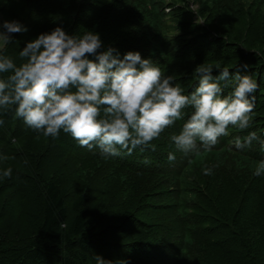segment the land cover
<instances>
[{
	"label": "trees",
	"instance_id": "1",
	"mask_svg": "<svg viewBox=\"0 0 264 264\" xmlns=\"http://www.w3.org/2000/svg\"><path fill=\"white\" fill-rule=\"evenodd\" d=\"M179 1L182 7L165 0H0V24L17 20L28 29L13 34L14 42L0 47L17 64L21 63L19 51L27 42L60 26L69 35L99 33L103 47L98 51L114 47L121 57L128 51L140 52L165 75L174 74L184 94L198 84L195 69L200 65L213 67L216 76L224 67L232 75L237 70L243 75L247 64L258 83L250 127L241 131L229 126V136L220 138L211 151L201 148L188 154L179 151L171 137L179 134L191 115L190 107L184 110L183 120L166 128L146 147L131 154L122 151L116 157L101 155L99 148L81 147L63 131L55 139L33 131L16 116L14 105L0 110L4 120L0 163H13L22 156L37 175L12 169L17 173L14 186L21 192L31 235L11 232L0 236V264H97L96 256L113 264L121 260L127 264H264V173L254 175L259 162L264 161V0ZM191 1L198 4L196 13ZM166 5L175 6L174 13L180 12L174 15L176 34L165 25ZM205 15L203 24L196 21L195 16ZM222 29H232L233 35L228 37ZM237 32L245 39L240 43L235 42ZM257 41L262 44L252 51L251 45ZM227 84L224 95L232 90L234 81L230 78ZM252 131L260 140L236 150L234 138ZM71 149L79 152L73 156L79 158L81 167L90 162L92 172L101 173L106 162L114 165L107 178L119 179L116 199L123 196L122 201L133 212L127 219L121 218L123 225L106 223L117 216L109 214L111 203L101 210L89 201L85 188L68 201L72 176L61 167L51 171L49 165L61 161L65 154L69 161ZM169 154L175 159L170 161ZM206 168L212 169L210 175L204 174ZM78 171L86 173L77 165ZM141 174L144 176L138 178ZM2 187L0 220L8 185ZM34 199L39 206L36 215L27 208L28 201ZM163 199L165 203H161ZM141 201L145 206L140 211L136 202ZM157 224L162 225L158 230ZM118 227H123V238L129 239L126 245H118L124 256L112 257L96 250L97 232L105 237ZM134 248L137 254L130 252ZM166 259L169 263L163 261Z\"/></svg>",
	"mask_w": 264,
	"mask_h": 264
},
{
	"label": "clouds",
	"instance_id": "2",
	"mask_svg": "<svg viewBox=\"0 0 264 264\" xmlns=\"http://www.w3.org/2000/svg\"><path fill=\"white\" fill-rule=\"evenodd\" d=\"M0 28L3 45L14 42L13 34L28 31L17 20H5ZM102 47L99 33L69 35L58 26L27 42L18 54L20 64L0 48V110L14 105L16 116L33 131L53 139L63 131L81 147L99 148L101 155L112 157L146 147L183 120L189 107L191 115L171 137L184 154L201 148L211 151L220 138L229 136V126L241 131L250 127L258 83L247 64L243 75L239 70L232 75L224 67L216 76L213 67L200 65L195 69L198 84L184 94L174 74L165 75L140 52L128 51L121 57L118 49L98 51ZM230 78L234 87L224 95ZM3 124L0 119V127ZM259 140L252 131L235 137L233 146L241 151ZM174 159L169 154V160ZM211 172L204 170L205 175ZM262 173L264 161L254 175ZM3 176L10 178L12 168H6ZM95 259L97 264H113L101 256Z\"/></svg>",
	"mask_w": 264,
	"mask_h": 264
},
{
	"label": "rangeland",
	"instance_id": "3",
	"mask_svg": "<svg viewBox=\"0 0 264 264\" xmlns=\"http://www.w3.org/2000/svg\"><path fill=\"white\" fill-rule=\"evenodd\" d=\"M18 1V0H16ZM167 4H171V3H175L177 4V6L182 7V4H180L179 0H165ZM173 5V4H172ZM172 5H170L169 7L166 5L164 6L165 12H166V20H165V25L167 27V30L172 33V34H176L177 33V29H178V21L176 20V18H174V15H176L177 13H180L179 11H176L177 13H174V11H172L175 6L173 7ZM190 6L191 8L194 10V12L196 13L197 9H198V4L193 3L192 1L190 2ZM184 9V8H182ZM264 9V7H263ZM206 18V15L203 17L200 16H195L196 21H199L200 23L203 24L204 19ZM216 26V25H215ZM212 29L216 30V28L212 27ZM226 30H228V27L226 28ZM223 30L222 31L227 34L228 37H231L233 35V31L232 29H229V31ZM0 31H2V29L0 28ZM232 34V35H231ZM239 35V33H235L234 36ZM254 35V34H253ZM245 39H242V35L240 34L239 36H236L235 42L237 41V43L243 41ZM262 42L261 41H257L255 42L252 46V51L255 48L258 49L259 46H261ZM3 44L2 42H0V47H2ZM23 148V147H22ZM59 150L61 151V148H59ZM72 151V155L69 159V161L66 159L67 154H65L66 157H63V159L59 162L58 160L52 165L50 164L49 167L51 171H54L55 169L60 167L62 168V171L71 175V182L73 184V190L71 189V195L69 198V202L79 193H81V191L83 190V188H85L86 190L89 191V195H88V199L89 201H91L96 207H99L101 210H104V208L106 206H108L110 203V206L108 208L109 214L112 216H115V219H108L106 221V223H116L117 225H123V222H121V218L124 217L127 219V216L129 214H133L132 211H130V209L128 208V205L125 204L122 201L123 196L119 197V199H116V194L119 193L120 191V186L121 183L119 181V179H115L111 178L112 180L107 178V175L111 172V168H114L113 164L106 162L104 165L107 166L105 170L101 171V173H97V172H92L90 171L91 168V164L90 162L88 164H84L83 167H81L79 165L80 160H78L79 158L74 157V152H76L77 154H79V152L76 149H71ZM60 153V152H58ZM84 154V153H83ZM61 155V154H59ZM81 155V154H80ZM87 155V154H84ZM24 156V155H23ZM69 156V154H68ZM59 158V157H58ZM19 159V160H18ZM21 160V161H20ZM26 160V158L19 156L17 157V160L13 163H6V162H1L0 163V187L1 189L2 184L3 185H8V187H6L4 189V194H3V201L2 204L5 203V210L4 208L2 209L1 213H2V219L0 220V236L4 235V234H12L13 233H17L19 234L21 237H25L28 235H31L30 233V225L25 217V210L22 206V202H21V197H20V193H18V190L16 189V187L14 186V181H17L15 178L13 179V176H17V173L12 172V176L10 178L8 177H4L3 176V171L8 168L11 167L12 169L17 168L18 170H27L28 173L30 174V176H34L37 177V175H35V170L34 168H32V166H27L25 163L26 167H23V163ZM66 162L68 164L67 167L65 166L64 163L62 162ZM77 165L82 169L84 168L86 170V173H82V171H78L75 172V169L77 168ZM69 169V170H68ZM61 170V169H60ZM113 172V171H112ZM144 175H140L138 176V178H142ZM8 179H10V181H8ZM10 187V189H9ZM147 196H149V194H146ZM119 196V195H118ZM29 205H27L28 209L31 211V213H34L35 215L37 213H39V206H38V200L34 199L33 201H28ZM121 202V203H118ZM26 203V202H25ZM161 203H165V200H161ZM136 205H139V210H142V207L145 206V202L141 201V202H136ZM151 206V205H150ZM166 206V205H165ZM169 206V205H167ZM118 211L120 213H118ZM145 214L150 215V213L145 212ZM124 219V220H126ZM156 218L152 219V222H154L153 220H155ZM157 222V220H156ZM155 222V223H156ZM173 223V222H172ZM125 226V225H124ZM160 224L156 225V230H158L160 228ZM123 227H118L116 229H110L109 230V234L105 237H103L100 231V234H98L99 232H97V240L98 242L96 243L97 245V249L99 252H101L102 254L105 253L107 255H110L112 257H118L120 256H124L123 253L125 252L124 250H122V246L118 247V245H126L128 242V238L124 237L123 235L124 232L122 230ZM121 229V230H119ZM115 230V231H114ZM121 231V232H120ZM122 236V237H121ZM140 251V250H139ZM130 252L132 253H138V249H132L130 250ZM165 263H169L168 259L163 260Z\"/></svg>",
	"mask_w": 264,
	"mask_h": 264
}]
</instances>
